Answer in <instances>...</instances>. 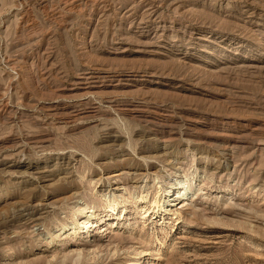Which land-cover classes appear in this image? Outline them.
Listing matches in <instances>:
<instances>
[{"label":"rangeland","instance_id":"1","mask_svg":"<svg viewBox=\"0 0 264 264\" xmlns=\"http://www.w3.org/2000/svg\"><path fill=\"white\" fill-rule=\"evenodd\" d=\"M138 261L264 264V0H0V264Z\"/></svg>","mask_w":264,"mask_h":264},{"label":"bare ground","instance_id":"2","mask_svg":"<svg viewBox=\"0 0 264 264\" xmlns=\"http://www.w3.org/2000/svg\"><path fill=\"white\" fill-rule=\"evenodd\" d=\"M111 175V174H110ZM112 176H115V175H112ZM186 185V184H185ZM181 185V181H177L176 184L172 185L171 188L172 189H176L177 192H176V199H169L167 200V202L169 203V205H172L173 204V201L174 200H177L179 198H182V200L184 201L185 200V197H186V189L188 187V185ZM109 192V191H108ZM166 196H168V193L165 194ZM164 195V196H165ZM109 196V194L107 195ZM163 196V197H164ZM144 198V197H143ZM143 198L141 197V199L143 200ZM156 198V197H155ZM140 200V199H139ZM161 201V199H154L151 204H154V207H155V212H160L161 209L163 208L162 204H159V202ZM135 202V201H134ZM132 203V202H131ZM141 203V202H140ZM88 204V203H87ZM107 205V204H106ZM108 212H111L115 210L116 208V203L113 202V203H110L106 206ZM76 210H79L80 212H78V215H81L82 216V219H84V221L87 219V215L89 212H91V208L88 207L87 205H83L82 207H79L78 209ZM146 213V211L144 212V214ZM76 214V212H75ZM102 215V214H101ZM146 215V214H145ZM77 216V215H76ZM142 218V217H141ZM102 219H103V216H97L95 217V220H92V221H87V222H84L81 224V226L79 227V232L84 235V237L87 239L90 237V233H89V229L92 228V227H95L97 226L99 223L102 222ZM88 220V219H87ZM101 224L98 226L100 227ZM78 227V226H77ZM58 228V227H57ZM59 229V228H58ZM101 229V228H100ZM64 230V229H63ZM60 235V233H59ZM60 238V237H59ZM55 240V239H54ZM54 240H52L51 242H53ZM61 240V239H60ZM55 244V243H54ZM126 263V262H125ZM138 264L140 263V261L137 262Z\"/></svg>","mask_w":264,"mask_h":264}]
</instances>
